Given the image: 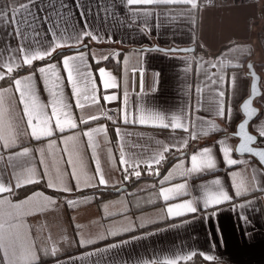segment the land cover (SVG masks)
<instances>
[{"label": "crops", "instance_id": "1", "mask_svg": "<svg viewBox=\"0 0 264 264\" xmlns=\"http://www.w3.org/2000/svg\"><path fill=\"white\" fill-rule=\"evenodd\" d=\"M13 9H21L15 20ZM0 14V81L28 67L26 55L51 53L0 84V183L10 189L0 192L5 264H264V167L236 153L232 135L250 92L248 60L264 90V0H0ZM153 43L196 50L137 48ZM114 50L118 71L95 64ZM73 56L84 57L77 62L83 76L69 75L63 61ZM52 65L55 72H39ZM26 86L45 106L46 124L33 118L29 125ZM53 86L61 96L50 95ZM61 98L68 114L57 102L54 115L51 101ZM256 103L251 129L259 135L264 94ZM222 148L238 163L229 166ZM121 152L129 165L121 164ZM209 159L214 167L206 166ZM32 184L61 195L42 186L19 195ZM122 185L132 197L151 191L158 219L134 229L126 221L114 230L100 225L113 213L106 211L109 197H127L102 189Z\"/></svg>", "mask_w": 264, "mask_h": 264}, {"label": "snow or ice", "instance_id": "2", "mask_svg": "<svg viewBox=\"0 0 264 264\" xmlns=\"http://www.w3.org/2000/svg\"><path fill=\"white\" fill-rule=\"evenodd\" d=\"M152 2H153V0H127V3H128L129 5H132V4H140V3H143V4H151ZM156 2H158V3H169V2H171V0H156ZM23 7H24V8H28V7H29V4L25 3V4L23 5ZM193 7H195V4H194V3H193ZM20 11H21V9H13L12 20H15V16H16V14L19 13ZM145 14L147 15L148 13H145ZM82 15H83V14H82ZM0 18H2V14H0ZM16 23H17V25H19L20 21H16ZM16 34H17V35H21V33H20V31H19V27H17V32H16ZM53 35H55V33H54ZM84 35L91 36L93 40H97V39H98V37L93 36L90 32H86V33H84ZM78 39H79V37H78ZM50 54H51V53H50V52H47V51H45V52L37 51V52H35V53L32 54V55H26V56H25V60H24V62L30 65V64L32 63L33 60L44 58L45 56L50 55ZM83 59H84L83 56H73V57H70L69 59H65V60L63 61L65 67H66V68L68 69V71H69V75H70V76H71L73 73H75L78 77L84 75V74L80 71V64L77 63L78 61H82ZM9 71H11V67H10V66H9ZM49 71H53V72H55V71H56V66H55V65H52L50 69H49V68H44V67H41V68L39 69V72H40L41 74H45V73H47V72H49ZM101 72H103V70H101ZM0 78H3V74H2V73H0ZM57 78H58V73H57ZM31 79H32V77H30V76L25 78L26 81H30ZM45 79H46V84H47V78H45ZM15 83H16V85L19 86V85H21L23 82H22L21 80H16ZM253 88H255V85H253ZM48 90H49V93H50V95H51L52 97H58V96H61V94L58 93V92L55 90V86H53L52 88H49ZM219 95L222 97V96H223V92H221ZM21 98H22V100H24V102H25V112L29 115V120H28L29 125H32V120H33V118H35V119L37 120L38 124H39L40 122H43V123L46 124V123H47V120H42V118L45 116V111H44L45 106H44L42 103L39 102V100H38L37 97H36V94L31 90L30 86H26V87H24V88L21 89ZM57 102H59V103L61 104L62 108L65 110V114L67 115V114H68V113H67V109L69 108V105H67L66 103H63L62 98H61L60 101H56V100L51 101V103H53V114H54V115L56 114L55 104H56ZM250 103H251V102L249 101L248 103H246V104L244 105V108H245V110H246V115H249V114L247 113V109H248ZM30 107H31V109H32L31 112H29V108H30ZM219 114H220V115H223V111L221 110ZM141 122H143V121H141ZM247 122H248V121L245 120L243 123H241V124L238 126L239 129H240V130H243V129L246 127ZM164 126H167V125H164ZM175 126H176V125H173V127H175ZM59 130H60L61 132L64 131L63 128H59ZM93 131H102V129H96V130H93ZM86 134H88V133H86ZM50 135H51V133H50ZM259 135H260V136H264V129L259 130ZM32 136H33L35 139H40V138H41V135H40V134L37 132V130H36V126H33ZM246 138H247L248 141H255V140H256V137L251 136V135H248ZM11 143H14V141L10 142V143L8 144V146H11ZM218 143H220L221 145H223V144H224V141L221 140V141H219ZM222 150H223L224 153H225L226 163H227L229 166L238 163L237 160H234V159H231V158L228 157V151H229V150H228L227 148H222ZM246 150H247L248 152L254 154V155L259 156L260 159H261V162L264 163V151L256 152V151H254V150L251 149V148H247ZM237 151L243 153V152L245 151V145H244V144H241L240 147L237 149ZM27 152H28V150L25 149L24 152L21 153V155H26ZM204 152H205L206 154H207V153H210V152H211V149H207V148H206V149L204 150ZM120 156H121V159H120L121 164H126V165H129V164H130V161H129L128 159H125V156H124V153H123V152H121ZM9 159H12V157L9 156ZM192 159H193V160H196V159H197V156L194 155V156L192 157ZM155 162H156V163H159V160H156ZM98 163H99V161H97V165H98ZM206 166H207V167H214V166H215V162H214L213 160L209 159V160L207 161ZM196 170H197V168H194V169H192V170H190V171H196ZM134 174H135L136 176H139L141 173H140L139 171H135ZM233 175L236 176V175H238V174H237V173H233ZM100 179H103L102 175L100 176ZM105 183H106V181L104 182V184H105ZM215 183H219V182L216 181ZM17 186H19V184H18ZM49 186L51 187L52 184H50ZM236 187L238 188V191L235 192V195H236V196H240V195L242 194L241 187H240L239 185H237ZM9 190H10V189L4 187L3 184L0 183V192H5V191H9ZM67 190H70V189H67ZM230 199H232V197H230V196H225V197H224V200H225V201H228V200H230ZM69 203L71 204V203H73V202H72V201H69ZM217 204H218V203H217ZM14 207H19V206H18V205H15ZM2 227H3V226L0 225V229H2ZM9 227L11 228L12 225H9ZM112 234L114 235L115 233H112ZM4 239H5L4 234H3L2 231H0V242L4 241ZM87 242H88V241H82V243H87ZM54 254H55V251H53V255H54ZM33 258H34V257H33ZM205 258L208 259V260H212V259H213V257H211V256H206Z\"/></svg>", "mask_w": 264, "mask_h": 264}, {"label": "water", "instance_id": "3", "mask_svg": "<svg viewBox=\"0 0 264 264\" xmlns=\"http://www.w3.org/2000/svg\"><path fill=\"white\" fill-rule=\"evenodd\" d=\"M85 47H87V44L63 48V49H60L58 52L81 49V48H85ZM137 48L147 49V50H160V51H164V52H192V51L196 50V45L191 44V45H181V46H177V45L164 46V45H161L159 43H153L150 45L147 44V45L139 46ZM246 65L248 67L247 74L251 77V87H250L249 94L244 98V100L242 101V103L240 105L241 111L243 113V117L237 123L236 129L234 131H232V135H234L238 138V141L235 145L236 153H238L240 155L251 156L252 158L256 159L264 167V163L261 162V159L259 156L254 155V154H252L246 150L247 148H251L256 152L264 151V146L258 144L259 135L251 129V123L257 118V116L259 115V112H260V107H259V105H257L256 99L261 97L264 94V90H263V87L261 85V78L262 77H261V73L257 70L253 60H248ZM253 85H255V88H253ZM249 101L251 102L249 104L248 109H247V113L249 115H246V110L244 108V105L246 103H248ZM245 120L248 121L246 124V127L243 130H240L238 126L241 123H243ZM248 135L256 137V140L255 141H248L246 138ZM241 144L245 145V151L243 153L237 151V149L240 147ZM126 188H127V185H122L117 189H111V190L119 192V191H122Z\"/></svg>", "mask_w": 264, "mask_h": 264}, {"label": "rangeland", "instance_id": "4", "mask_svg": "<svg viewBox=\"0 0 264 264\" xmlns=\"http://www.w3.org/2000/svg\"><path fill=\"white\" fill-rule=\"evenodd\" d=\"M114 56L120 58L121 54L118 50H114ZM133 191L124 189L119 192H115L114 195H122L127 197H109L108 201L110 204L106 206V211H112L111 217L106 219L104 222L99 221L100 225H109L111 230H114L115 226L119 222L126 221L129 228H138L146 223L154 222L158 219L157 211L155 208L157 198L153 197L151 191H147L148 197H132ZM119 213L118 216L113 214ZM114 233V231H112Z\"/></svg>", "mask_w": 264, "mask_h": 264}, {"label": "trees", "instance_id": "5", "mask_svg": "<svg viewBox=\"0 0 264 264\" xmlns=\"http://www.w3.org/2000/svg\"><path fill=\"white\" fill-rule=\"evenodd\" d=\"M257 38H258V35L254 36V40L257 39ZM256 44H257V42H256ZM256 46H258V45H256ZM255 48H256L255 49V53H256V50L259 49V48L258 47H255ZM94 62H95V64H104L106 66L112 67L113 69H115L117 71L121 67V60L120 59H117L115 56H112V55H110L108 57H105V58H102V59L95 60ZM36 63L37 62L33 63L32 65H29L28 67L27 66H23V67H20V68L16 69L15 72L11 76L5 78V80L4 79L1 80L0 81V84H3L5 82H7V81H11L14 78V76H15L16 73H18V72H24L28 68L34 67L36 65ZM259 65L260 66H264V63L261 61V62H259ZM134 184H135V182L131 183V185H134ZM41 186L46 191H48V192H50L52 194H56L58 196L61 195V193H59L57 191H54V190H52V189H50L48 187H45L43 185H39V184H32V185H27V186L22 187L20 189V191H19V195L27 194L30 191L34 190L35 188H38V187H41ZM102 191H104L105 194L108 195V196H112L116 192V191L111 190V189H108V188H104V189H102ZM103 198H105V197H103ZM43 261H45V260H43ZM0 264H5L4 261H3V258H2L1 253H0Z\"/></svg>", "mask_w": 264, "mask_h": 264}, {"label": "built area", "instance_id": "6", "mask_svg": "<svg viewBox=\"0 0 264 264\" xmlns=\"http://www.w3.org/2000/svg\"><path fill=\"white\" fill-rule=\"evenodd\" d=\"M205 1H206V2H214V1H217V0H205ZM111 113H114V111H111ZM258 144L264 146V136H259ZM122 174H123L125 177H129V175H130L131 173H130V170H129L128 168L124 167V168H122Z\"/></svg>", "mask_w": 264, "mask_h": 264}]
</instances>
